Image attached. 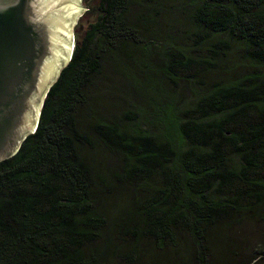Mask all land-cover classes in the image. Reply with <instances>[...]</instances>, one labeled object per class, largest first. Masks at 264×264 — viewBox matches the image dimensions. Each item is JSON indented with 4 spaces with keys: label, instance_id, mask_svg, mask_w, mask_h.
Here are the masks:
<instances>
[{
    "label": "trees",
    "instance_id": "obj_1",
    "mask_svg": "<svg viewBox=\"0 0 264 264\" xmlns=\"http://www.w3.org/2000/svg\"><path fill=\"white\" fill-rule=\"evenodd\" d=\"M99 97L128 104L89 127L120 158L108 179L164 173L135 207L99 209L75 161L66 129ZM263 226L264 0H92L37 128L0 161V264H264Z\"/></svg>",
    "mask_w": 264,
    "mask_h": 264
},
{
    "label": "water",
    "instance_id": "obj_2",
    "mask_svg": "<svg viewBox=\"0 0 264 264\" xmlns=\"http://www.w3.org/2000/svg\"><path fill=\"white\" fill-rule=\"evenodd\" d=\"M88 0H0V161L35 131Z\"/></svg>",
    "mask_w": 264,
    "mask_h": 264
},
{
    "label": "rangeland",
    "instance_id": "obj_3",
    "mask_svg": "<svg viewBox=\"0 0 264 264\" xmlns=\"http://www.w3.org/2000/svg\"><path fill=\"white\" fill-rule=\"evenodd\" d=\"M91 1L85 2V11L74 22L72 35H74L78 22H82L85 17ZM165 21L175 27L181 26L183 23L178 16H171ZM127 110L128 104L121 99L99 97L92 100L88 106L74 111L72 113L73 122L66 129L67 134L74 142L75 161L90 169L88 187L91 197L95 198L96 206L99 209L135 207L157 193L163 185L164 173L159 168L128 183H115L108 179V174L119 166L120 158L112 156L99 140L89 133V127L91 123L103 124L120 119ZM77 135L88 136L90 142L76 141ZM101 177L105 178L106 185L110 187L109 192L104 191L99 180Z\"/></svg>",
    "mask_w": 264,
    "mask_h": 264
}]
</instances>
